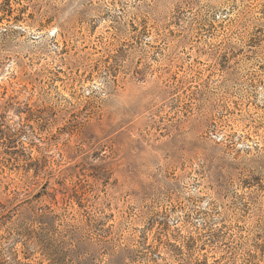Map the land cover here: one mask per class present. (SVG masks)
I'll use <instances>...</instances> for the list:
<instances>
[{
	"label": "rangeland",
	"instance_id": "rangeland-1",
	"mask_svg": "<svg viewBox=\"0 0 264 264\" xmlns=\"http://www.w3.org/2000/svg\"><path fill=\"white\" fill-rule=\"evenodd\" d=\"M0 264H264V0H0Z\"/></svg>",
	"mask_w": 264,
	"mask_h": 264
}]
</instances>
